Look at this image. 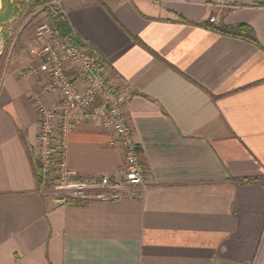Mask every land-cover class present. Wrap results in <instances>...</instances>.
<instances>
[{
    "label": "crops",
    "instance_id": "1",
    "mask_svg": "<svg viewBox=\"0 0 264 264\" xmlns=\"http://www.w3.org/2000/svg\"><path fill=\"white\" fill-rule=\"evenodd\" d=\"M15 1L0 2V264H264V0H234L217 25L215 0H62L79 44L126 93L148 185L62 205L34 167L37 97L54 96L24 76L46 13L9 15ZM238 24L257 40L217 29ZM67 159L76 174L113 175L124 155L116 133L87 122Z\"/></svg>",
    "mask_w": 264,
    "mask_h": 264
},
{
    "label": "built area",
    "instance_id": "2",
    "mask_svg": "<svg viewBox=\"0 0 264 264\" xmlns=\"http://www.w3.org/2000/svg\"><path fill=\"white\" fill-rule=\"evenodd\" d=\"M164 1V0H153ZM62 0H51L61 6ZM209 22L217 25L234 0L211 1ZM34 39L28 45L32 66L28 72L42 77L41 94L53 95L47 103L37 97L38 144L35 156L43 170L41 191L59 205L75 201H108L143 196L148 185L140 143L124 113L126 93L107 79L96 51L75 41L76 33L62 35L51 16L35 24ZM99 122L116 133L124 160L117 174H76L67 159L70 133L78 125Z\"/></svg>",
    "mask_w": 264,
    "mask_h": 264
},
{
    "label": "trees",
    "instance_id": "3",
    "mask_svg": "<svg viewBox=\"0 0 264 264\" xmlns=\"http://www.w3.org/2000/svg\"><path fill=\"white\" fill-rule=\"evenodd\" d=\"M15 3L18 4L15 9H13V5L11 7L9 6V9L12 10V12L9 11V15L17 14V11H19L18 7L20 8V15L28 12L29 10L32 11L37 8H41L47 14L46 16L52 17L55 26L62 35L66 36L73 32V27L66 14L61 10V6L59 7L58 5L51 3V0H16ZM5 6H7V1L3 8H5ZM217 29L236 36L246 37L251 41L257 40L254 30L244 24H238L236 26H218ZM78 39L79 38L75 36V41L77 43H79ZM34 167L38 186L41 187L44 184L43 170L42 165L37 158L34 159Z\"/></svg>",
    "mask_w": 264,
    "mask_h": 264
},
{
    "label": "rangeland",
    "instance_id": "4",
    "mask_svg": "<svg viewBox=\"0 0 264 264\" xmlns=\"http://www.w3.org/2000/svg\"><path fill=\"white\" fill-rule=\"evenodd\" d=\"M0 2H1V0H0ZM5 3H6V2H5ZM5 3H4V4H5ZM4 4H3V5H4ZM59 7H60V6H59ZM60 8H61V7H60ZM0 10H1V8H0ZM46 15H47V14H46ZM3 35H4V33H3V30L1 29V30H0V42L3 41V39H4V38H3ZM1 55H3V54H1ZM3 61H4V58H3L2 60L0 59V65H2V66H0V75H1V72H2V69H3V66H4V62H3ZM24 72H27V71H24Z\"/></svg>",
    "mask_w": 264,
    "mask_h": 264
}]
</instances>
